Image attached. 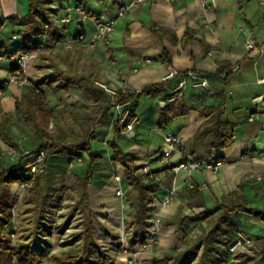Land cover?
Here are the masks:
<instances>
[{"label":"crops","instance_id":"1","mask_svg":"<svg viewBox=\"0 0 264 264\" xmlns=\"http://www.w3.org/2000/svg\"><path fill=\"white\" fill-rule=\"evenodd\" d=\"M52 7L55 8V18L64 37L66 34L72 35L73 22L76 21L80 24L78 34L81 31L93 32L96 23L107 21L117 14L118 3L117 0H54ZM78 8L87 10L88 14L82 15ZM29 12V0H0V20L5 21L0 34L15 47L19 45L17 41L19 27L14 18L16 16L23 18ZM114 26L110 44L101 43L95 49L99 56L92 58V64L98 67L97 77L81 69H61L59 72L53 70L52 66L45 68V65L40 67L39 64L38 68H44L45 71L41 75L34 76L31 62L35 57L32 56L33 60L30 62L32 71L30 75L27 72V75L34 85L10 83L5 95L0 98V107L4 111L6 109L7 112H11L10 107L13 104L16 109V102L21 99L20 93H74V96L81 97L86 89L84 75L93 79L98 86L103 82L115 90L141 91L164 81L169 66L180 72L215 74L207 77L212 88L210 91L225 93L224 119L235 124V139L230 147L223 150L224 165L216 171L210 169L196 171L192 179L188 178L184 170L175 174L172 167L166 169L167 166L183 159V153L181 150L171 157H164L162 149L166 144L163 135L178 134L183 140L184 147L188 149L192 137L198 129L200 130L205 120V116L199 112L201 104L216 103L217 98L194 96L193 93H205L209 89L190 84L184 92L186 99L194 108L186 114L176 116L167 126H160L157 120L159 107L155 102L161 103L162 106L166 105L160 94L129 101V106L134 109L139 121L135 135H131L132 132L122 133L118 137V142L125 151L139 157L137 161L139 165L147 163L151 169L161 170L163 182L158 189L159 199L165 196L173 185L177 189L168 205L158 204L156 207L155 212L160 214L162 219L153 227L152 242L146 246L145 243L136 244L130 250L128 236H124L118 243L119 250H113L112 255L116 256L115 264H153L155 257H164L174 249H177L175 252L177 254L186 248L185 229L193 226L197 221L186 219L184 224L167 223L168 220L176 218V215L185 217L195 214L193 210L199 213L206 206L211 208L216 201L221 202L225 196L239 190L241 186L250 206L264 207V159L259 157V153L264 151V81H262L264 51L259 58H254L246 46V40L252 38L264 48V2L262 0H151L134 7L126 16L119 18ZM42 38L45 40V36ZM164 52L171 58V62L164 58ZM100 55L108 56L109 61L101 58ZM13 65L14 59L0 58L2 77L10 76ZM221 66L223 70L219 73ZM178 80L180 76L170 79L169 82L175 85ZM61 82L69 84L67 87L59 88L57 85ZM169 90L171 92L172 88L170 87ZM86 97L94 105H98L101 111L107 106L104 102L106 100L101 96ZM4 120L0 119V139H4V134L7 132L14 137L21 152H31V141L29 143L25 138L38 135L32 125L23 138L14 128L13 133L11 132L8 126L10 120L7 118ZM93 134L95 139L92 145L102 157L92 164L93 179L88 186V193L89 204L96 216L94 218H100L101 213H106L104 206L112 207L118 213L119 197L115 194L117 182L114 176L120 173L121 177H124L125 169L113 160L112 149L107 144L114 136L112 119L109 117L105 123L95 122ZM5 141L8 143L7 140ZM244 153L250 154V157H245ZM189 155L190 152L187 156ZM32 157L27 156L25 160ZM82 157L84 161L71 168L75 181L79 176H84L88 166L91 165L86 151L83 152ZM55 158L53 160L49 158L48 162L50 180L54 182L53 184H55L53 177L57 173L65 175L63 179L69 178V174H66L69 171V160L65 161L63 157L57 156ZM172 173L173 178L170 181L167 176ZM191 182L195 184L194 188L200 191L198 197L206 201V206L197 203L195 198L185 196ZM204 183L207 187L201 186ZM13 193L17 192L13 189ZM23 205L20 197L19 203L13 208L14 225L10 228L11 231L18 228L19 212ZM118 214L108 218V225L99 221L98 224L100 223L104 230L111 229L110 227L118 225ZM261 222L259 227L264 225V220ZM96 228L100 233V228ZM35 238L39 249L48 255L53 252L58 253L63 244L58 233L45 237L38 234ZM200 253L201 249L196 253V257H199ZM42 263L59 264L49 258ZM169 264H175L174 258ZM178 264L188 263L185 259ZM254 264H264V257H259Z\"/></svg>","mask_w":264,"mask_h":264},{"label":"trees","instance_id":"2","mask_svg":"<svg viewBox=\"0 0 264 264\" xmlns=\"http://www.w3.org/2000/svg\"><path fill=\"white\" fill-rule=\"evenodd\" d=\"M30 12L23 18L15 17L18 25V46H14L10 41L4 40L0 34V58L14 59V65L10 71L13 72L18 68L17 57L19 53H32L35 50H41L43 47L51 46L54 42L62 37V29L55 18V8L52 7L54 0H29ZM5 25L4 20H0V31ZM158 30V29H157ZM80 33V32H79ZM45 36V40L42 38ZM189 36V33L187 34ZM164 58L171 62V58L164 52ZM223 67L219 68V73ZM217 74V73H216ZM214 73L202 74L204 77H211ZM30 78V77H29ZM8 77H2L0 73V94L6 92L8 87ZM31 80V78H30ZM86 84L84 95L94 98L101 96L107 101V106L103 108L101 116L96 121L97 124L107 122L110 117L113 121L114 136L109 139L107 144L112 149L113 160L122 165L125 169L124 189L127 184V194L131 200L133 208L132 214L125 220L128 229V245L132 250L136 244H144L150 233V227L153 225V216L156 209V200L159 199L158 189L162 182L159 181L160 171L152 169L150 172L141 171L143 165L137 163L139 157L125 151L118 142V137L123 133V127L119 119L114 117V112L110 101L112 95L108 93L101 85H97L94 80L86 75L83 76ZM61 81V80H60ZM170 80H164L160 83L153 84L141 91L118 90L116 98L120 101L139 100L143 96L149 97L160 94L161 99L166 102L165 106L158 103V124L167 126L169 122L176 116L188 113L194 108L183 96L171 99L174 96L170 87L173 85ZM32 82V81H31ZM69 84V83H68ZM66 82L58 83V87H67ZM31 85H33L31 83ZM207 88V87H206ZM209 89V88H208ZM95 92V93H92ZM98 92V93H96ZM201 97L215 96L216 103L201 104L199 112L205 116L200 130L195 132L191 139V145L182 148L183 159L187 158L190 152L196 159L203 161L218 160L224 158L223 150L230 147L235 139V124L225 120V93L223 91H215L211 93L210 89L205 93H200ZM17 110L21 111L25 120L32 125L36 134L42 138V143L35 150L24 153L16 162L12 163L9 168L5 167L4 160L0 158V264H43L47 258L59 264H115L116 256L105 253L101 248L102 236L96 233L94 225V212L89 204L88 186L92 181L93 170L92 164L100 160L102 155L96 152L92 141L95 139L93 132L90 137L82 142L74 143H53L44 140L45 130L36 120L30 108L23 109L21 99L16 102ZM136 114L131 109L129 119ZM113 116V117H112ZM9 122V121H8ZM4 139L15 148H20L14 137L7 132ZM41 149H48L56 154H66L68 160L71 161L70 155L79 156L83 159V152L86 151L89 156V165L84 176H79L74 189L79 192L80 198L75 203V209L82 208L84 213L83 230L80 233V243L74 242L60 253H52L48 255L42 249H39L36 235L51 236L58 231L62 233L60 226L50 217V213L57 206L59 191L61 187L55 186L52 182L49 167L50 155L44 159L40 168L36 172H30V168L26 167L25 157L33 156ZM174 164L166 167L170 169ZM168 180H172L173 173L169 174ZM162 178V177H161ZM19 183L25 186L22 201L24 203L19 212V225L17 230L11 231L14 225V209L19 203L20 197L13 193V185ZM200 191L196 188H188L185 196L195 198L197 203L206 206V201L200 199ZM221 209L219 215L212 220V210L205 207L199 213L193 215H185L182 217L176 215L174 219H170L167 223L184 224L186 219L192 221H208L209 230L203 233L199 238L194 240L190 246L184 250L177 249L166 253L164 257L153 258V264H169L174 258V263L184 262L185 259L196 258V253L201 249L197 264H223L224 260H229V264H254L259 257H264V237L257 240L253 253L241 254L240 260L234 262L231 259V246L239 238L242 228L240 222L235 219V215L242 214L252 216L260 220H264V207L250 206L247 195L243 190V186L232 194L225 196L220 202ZM19 235L13 242V235ZM191 237L185 236V242L190 241ZM186 245V244H185ZM119 250V246L118 249ZM231 259V260H230Z\"/></svg>","mask_w":264,"mask_h":264},{"label":"rangeland","instance_id":"3","mask_svg":"<svg viewBox=\"0 0 264 264\" xmlns=\"http://www.w3.org/2000/svg\"><path fill=\"white\" fill-rule=\"evenodd\" d=\"M73 23L74 25L71 30L72 35L66 34L64 37H61L59 42L56 41L51 46L43 47L41 50H35L28 54L29 75L31 73L30 71H32L30 62L33 60L31 58L33 56L35 57L33 60L34 62L32 61L31 63H33L34 69H32L34 71V76L41 75L45 71L44 68H38L39 64L40 67L45 65V68L52 66L53 70H57L59 72L61 69H81L85 73L88 72L89 75L95 74L97 77L96 74L98 73V67L92 64V58L97 56L95 49L98 45L92 47L87 45L85 42L78 40L77 30L79 29L80 24L77 21ZM95 25L97 26V23ZM100 56L101 58L109 61L108 56ZM32 84L34 85L33 81ZM30 85L27 84V86ZM8 88L9 86L7 87V90ZM4 95L5 93L0 94V98ZM20 95L23 109L30 108L36 120L45 130V135H43L44 140L53 143L70 144L76 141L82 142L86 140L90 137L91 133L94 132L95 122L99 119L102 112L98 105H94L92 101L84 95L81 97H77L76 95L74 96V93H20ZM53 95L55 96L53 97ZM193 95L199 96L200 93H193ZM104 102L106 105L108 104L106 101ZM155 105H158V103L155 102ZM10 108H12L11 112H7L6 109L4 111V109L0 107V119H3V121H5L4 119L6 118L10 120L8 126L11 129V132L13 133L12 130L14 128L15 131L17 133L19 132V134L23 137V135L28 132V128H31V125L26 122L23 113L18 111L17 108L15 109V105L13 106L12 104ZM25 139L29 143L31 141V150L35 151L43 141L38 135L31 138L30 136H27ZM22 155L24 156L23 151L21 152L20 149L6 143L4 139H0V158L4 160L5 167L9 168V166L22 157ZM56 156L63 157L65 161L68 160V156L66 154L60 155L57 154V152L55 155L50 156V159H56ZM29 160H25V162H28ZM83 161L84 159H82L81 162ZM74 165L76 164H72V161H69V171L66 173L69 174L68 179L66 177L63 179L65 175H62L61 173H57L53 177L55 180L54 185L61 187L57 198V206L50 213V217H53L54 221L63 230L62 233H59L56 230L54 232L60 234L63 243L61 248H59L60 251L58 253L66 249L74 242H81L79 237L84 226L82 220L84 218V213L82 208L80 206L77 209L74 208L76 201L80 198L79 192L74 189L76 181L75 177H72L74 172L71 170ZM56 181L58 183H56ZM13 189L17 192L16 195L23 197L25 191V186L23 184L16 183L13 186ZM116 196L119 197L117 194ZM103 208L106 213H101L100 218H94V225L95 227L100 228L101 234H99L102 236V238H100L102 250L105 253L112 254L113 250L118 249L120 238H123L124 236L127 237L129 234L125 225V220L132 214L133 208L131 206V200L127 194L126 183L125 196L119 197V214L117 213V210L112 207L109 208L108 206H104ZM220 209L221 205L216 201V204L211 207L212 220L219 215L218 213L220 212ZM192 212L196 213L195 210ZM103 214H106V216ZM117 214L119 216L118 225L110 227L111 229L108 228V230H104L100 223L108 225V218L111 216L115 217ZM94 217L96 216L94 215ZM235 219H237L241 224V232L254 240L253 245L245 247L244 249L238 248L235 254L231 251L233 253L231 255V259L234 262H237L240 260V257L242 256L241 254L254 252L257 240L264 237V225L259 227V224L262 223L260 219L252 216H246L245 214H237L235 215ZM98 221L100 222L99 224ZM209 225L208 221H197L193 226H188L185 229V233L189 239L191 237L190 235H193V237H191V242H185L186 247L190 246L194 240L208 231L210 228ZM96 231V233H98L97 228ZM239 235L241 234L239 233ZM18 236L19 235L17 234L13 235V242ZM198 258L199 257L186 259V261L188 264H197ZM223 264H229V260L225 259Z\"/></svg>","mask_w":264,"mask_h":264},{"label":"built area","instance_id":"4","mask_svg":"<svg viewBox=\"0 0 264 264\" xmlns=\"http://www.w3.org/2000/svg\"><path fill=\"white\" fill-rule=\"evenodd\" d=\"M147 1L151 0H117L118 3V9L117 14L112 17L111 19L104 21V22H98L96 28L93 32L87 33L84 31H81L78 34V40L85 42L87 45H90L92 47L97 46L101 43L109 45L111 42V36L115 29L116 22L119 18L126 16L134 7L145 3ZM262 2H264L262 0ZM78 11L82 15H87L88 12L85 9L78 8ZM246 46L249 50V53L254 58H259L260 54L264 51L263 47H260L256 41L252 38H249L246 40ZM17 59V65L18 68L10 73V76L8 77L7 84L10 83H20V84H31V80L29 76L27 75L28 72V53H19L16 55ZM180 76V80L173 85L172 87V93H174V96L171 99L179 98L183 96L185 89L191 84L192 86H204L212 90L211 84L208 81V79L202 75L196 74L193 71H187V72H180L173 66H169L168 73L164 76V80H172ZM264 81V79H262ZM100 85L112 95V100L110 101V105L112 106V110L114 112V117L119 119L120 124L123 127V133H131L136 130V125L139 121L138 115L134 114L131 117V120L129 119L131 108L129 106V101H120L115 96L118 92V90L110 87L107 83H101ZM166 147L162 149V154L164 157H171L176 152H180L182 148L184 147V143L182 138L176 134V133H166L163 135ZM54 155V153L50 152L48 149H41L38 152H36L35 155L27 162L26 167L30 168V172H36L40 168V165L46 159L48 156ZM72 164H77L78 162H81L82 159L79 156L70 155ZM245 157H250V154L244 153ZM259 157L264 159V151L259 153ZM225 164L224 158L218 159V160H209V161H203L200 159H196L193 155L187 156L184 160H179L172 166V171L177 174L179 171L184 170L187 172L188 178L192 179L193 175L196 171H203L204 169H210V170H218L222 165ZM141 171L146 173L150 172L152 169L149 167L147 163L142 164ZM122 175L120 173H116L114 178L117 182V188H116V194L119 197L125 196V189H124V177H121ZM160 182H163V178L161 176L158 178ZM190 188L196 187L193 182L190 184ZM202 187H207V184L204 183L201 185ZM176 187L173 185L168 193L163 196L161 199H157L155 204L156 206L158 204L162 206L168 205L174 198ZM156 210V209H155ZM162 216L160 214H157L154 211L153 216V225L150 227V233L148 235V238L145 242V246L148 243H151L153 240V233H154V225L161 222ZM236 242L231 246V251L235 254L236 250L238 248H245L248 246H251L254 244V240L243 233L239 236Z\"/></svg>","mask_w":264,"mask_h":264},{"label":"water","instance_id":"5","mask_svg":"<svg viewBox=\"0 0 264 264\" xmlns=\"http://www.w3.org/2000/svg\"><path fill=\"white\" fill-rule=\"evenodd\" d=\"M162 103H164V102H162ZM131 135H135V131H133Z\"/></svg>","mask_w":264,"mask_h":264}]
</instances>
